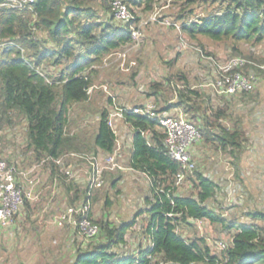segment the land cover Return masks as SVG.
Returning a JSON list of instances; mask_svg holds the SVG:
<instances>
[{"label":"trees","instance_id":"16d2710c","mask_svg":"<svg viewBox=\"0 0 264 264\" xmlns=\"http://www.w3.org/2000/svg\"><path fill=\"white\" fill-rule=\"evenodd\" d=\"M110 1L98 0L95 6L92 0H34L30 9L0 7V38L7 42L0 48V139L9 140L10 131L17 126H21L24 138L19 152L14 154L6 151L11 148L8 142L4 143L5 158L14 161L22 155L23 166L44 160L38 169L44 177L41 185L63 189L68 205L94 203L98 196V192L93 195L88 190L87 184L80 185L74 177L68 178L62 172L61 166L70 164L68 153L95 149L112 152L115 148V134L107 122L106 108L92 110L93 115L98 114V120L90 133L86 121L76 120L77 114H84L88 108L87 90L94 85L96 71L107 57L110 60L109 56L132 43L130 22L114 18ZM124 1L132 12L138 7L149 14L157 3V0ZM171 3L178 6L171 14L172 22L179 21L181 33L191 40L203 36L228 41L233 53H239V42L251 43L253 47L264 40V0H171ZM196 6H204V12L196 15ZM139 19L136 15L135 21ZM160 20L159 17L155 22ZM253 56L251 48L247 58L254 60ZM247 66L254 68L251 64ZM256 70L260 75L264 73ZM135 75L134 72L131 77ZM178 79L183 83L177 89L171 88L169 77L164 82L151 83L146 96H152L159 112L180 107L185 117L205 134L206 141L231 156L233 179L242 185L239 164L244 132L240 128L227 130L218 123L226 116L232 99L191 87L183 74ZM165 90L175 91L172 97L175 102L158 108ZM253 91L239 96H250ZM123 116L133 130L129 164L149 179L145 207L136 217L118 223L104 216L92 217L100 226L96 239L85 246L79 243L74 258L63 264H157L160 258L181 264H264V209L241 210V216L251 219L248 223L224 216L223 204L215 197L218 186L197 167L187 173L186 185L179 191L174 185V175L180 163L165 154L164 133L156 120L133 112ZM74 128L75 133H70ZM212 128L219 131L210 133ZM0 154L3 155L2 151ZM60 157L62 164L55 162ZM187 185L190 189L185 192ZM212 200L216 207L210 205ZM104 204L111 205L108 197ZM24 206L30 208L31 201L25 200ZM140 214L144 215L141 232L149 242L136 254L121 253L127 243L126 234ZM197 219H205L213 227L226 231L230 239L224 250L213 251L204 237L196 235L191 221ZM186 228L194 231L193 237L186 235Z\"/></svg>","mask_w":264,"mask_h":264},{"label":"crops","instance_id":"0c3cea01","mask_svg":"<svg viewBox=\"0 0 264 264\" xmlns=\"http://www.w3.org/2000/svg\"><path fill=\"white\" fill-rule=\"evenodd\" d=\"M105 62L106 60H104L103 66L100 67L99 70L103 68L105 69V67H113L114 69H116V63L105 64ZM204 77L205 75H203V78ZM210 77H205L204 79L207 80ZM204 79L203 83L205 81ZM261 80L262 78L260 77L254 91L252 92V98L253 100L255 99V104L254 107H252L251 111L245 112V107H242L243 105H237L233 102L234 98L239 96V94H235L232 96H228L232 99L231 107H228L229 109L227 110L226 116L218 120V123L220 125H223L227 130L240 128L244 132V151L239 164V177L243 179L241 180L242 185H240L237 180L235 181L233 179L231 156H229L228 153L223 152L220 148H216L215 143L213 144L211 141H206L205 134H202V139L199 143H196L189 148L192 158L196 163L197 169L204 176L212 179L218 186L219 191L215 197L217 201H221L223 204V215L231 219H237V221L240 223H248L251 221L249 217L240 215L241 210L252 207H261L264 209V89H262L261 87L256 89L258 85H261ZM119 83L120 82L118 81L115 83V91H112L116 96V104L118 103L117 95L123 101V104L118 103L117 105L134 106L137 105L138 101L140 103L141 101L142 103H144L147 99L150 98L155 102L152 96H146L143 97V99L138 94L139 92H137L136 90L135 91L138 95L133 96L132 94H130L133 87L132 82L129 84V86H124L123 89L119 88ZM98 89H100V92H103L106 96V98L103 99L104 104L102 108H106L108 111L107 107L109 104V113L113 107L111 106V100L108 98L106 92L103 91L102 88ZM212 95L215 94L213 93ZM248 106L249 105H247L246 107ZM97 120L98 118L96 119V121ZM85 123L86 126H88L87 129H90V132H92L93 129L87 122ZM112 123L115 130V148H117L115 152V160L121 165V167L114 169H105L103 172L104 184L101 187L94 188L92 191L94 195L95 192H98L103 188L104 185L109 183V188L106 192V195L104 196L106 199V196L110 198V192L116 191V186H123L124 191L121 195H119V198L121 199L123 205H119L117 207V209L119 210H116L117 212L112 211L109 214H107V211L105 213L102 212L103 215L106 214L109 220L118 223L121 221H128L136 217V214L141 211V208L145 207V199L149 195V179L144 172L131 167L129 164V153L133 132L132 128L125 122L124 116L115 117ZM17 128H21V126H17L16 129ZM76 130L77 128H74L71 131L75 133ZM209 130L210 133L219 131L218 128H212ZM12 132L10 133V137L18 136V143L16 142L17 148L12 149L11 145V149L6 150L9 152V154L19 152L18 148L24 140V138L21 137V131H17L20 133L18 135H14ZM4 151L5 150H2L3 155H1L6 157L7 154L4 153ZM89 153H93L97 157L99 162H103L106 154H109L110 152L95 149L93 151H89ZM14 158L15 155H13V159ZM67 158L68 163H70L71 165L75 164L77 161L71 156H67ZM79 162L81 165H79L78 167H74V171L76 174V176L74 177V181H76L80 185H85V171L88 167V164L86 162L83 163L80 160ZM116 178L118 179L115 180ZM114 180L116 182H114ZM126 182L129 185L130 192H126L127 187H125L124 185ZM185 187L186 188L184 189V191L188 192L190 189L189 185ZM178 190L181 191L182 188L179 187ZM125 193H128L126 197ZM118 194L119 192H117V196ZM67 201V195L65 194L63 189L56 188L54 185H49L46 187L42 186L40 187L39 200L31 201L30 208L22 206L19 213L15 217L14 224L10 226V228L4 229L0 226L2 234L1 237L6 238L11 247L13 246V244L17 245L18 240L20 238L26 237L27 234L31 231V234L29 235L30 237L28 239H25V243L20 247L19 245L17 247L16 253L19 252L18 254H20L24 249H26V247H28V244L30 242L33 245V251L31 253L33 254V256L28 262H24V264H63L62 260H64L65 258L67 261H70L74 258L76 247H79L80 243L78 240L76 246L73 243L75 237H77L75 228L69 224L58 226L53 222V217L61 212L66 206H68ZM110 201L111 205L107 207L113 208V206H117L115 205L116 201ZM209 202L210 205H215L214 207H216L217 203L215 201L212 200ZM95 203L97 204V200L94 203H91V214L93 215V217L97 216V212H95L94 210ZM124 212L128 215L129 218H126V220H119L123 216ZM136 220V224L131 227L126 234L127 243L126 246L121 250V253L136 254L141 247L146 246L149 242L148 238L145 237L141 232V226L144 224V215L140 214L136 218ZM257 222L259 223V221ZM191 223H193L195 230H197L195 225L200 228V224L204 226V229H211L212 232L216 234V238L218 240L229 238L226 231L219 230V227L217 226L212 228V226H210L211 224L205 219L193 220L191 221ZM57 238H60V240L63 241L62 244H60V248L63 249L62 251L53 250L54 246H52V244H55ZM82 245L85 246L86 243H83ZM211 248L214 249L215 247ZM67 253L69 255H67Z\"/></svg>","mask_w":264,"mask_h":264},{"label":"built area","instance_id":"2783aa9c","mask_svg":"<svg viewBox=\"0 0 264 264\" xmlns=\"http://www.w3.org/2000/svg\"><path fill=\"white\" fill-rule=\"evenodd\" d=\"M33 3L34 0H4L0 3V7L5 6L22 10L30 9ZM110 7L117 21L122 23L130 22L129 30L132 43L129 47L138 45L143 36V25L148 24L151 20L156 21L158 19L156 18V12L150 13L151 15L149 14L146 19H140V27V25L136 24V15L129 9L124 0H111ZM159 22L166 25V27L174 26V28H179L180 25L167 19H162ZM6 43L5 40L0 38V48ZM20 51L24 54V49L20 48ZM126 51L127 49L109 56L112 57L110 60L107 57L105 64L116 63L121 71H128L135 65V61L126 60ZM262 51V55L264 56V47ZM203 57L210 63L212 70L211 77L205 80L202 86L211 90L215 95L232 96L243 92H251L255 89L260 79L259 71L256 69L264 71V63L257 64L254 60L249 59L248 61L245 57L239 55L231 56L224 60L215 59L210 55H203ZM249 64L254 65V68L248 67L247 65ZM95 87V85L90 86L87 93L90 94ZM100 88L106 92L108 98L111 100V106H113L107 115V122L112 127L114 133L113 119L115 117H123L126 112L145 114L150 119L156 120L164 133L165 154L180 163V169L174 175V185L178 187L183 186L187 173H192L194 168H196V163L192 158L189 148L202 139V134L195 124L185 117L180 107L174 106L168 112H159L157 111L156 103L151 98L147 99L144 103L134 106L117 105L116 96L111 89L106 84H101ZM70 133L73 132L71 131ZM1 149L5 150V145L0 139ZM116 150L117 148H114L112 152L106 154L103 162H99L93 153L70 152L68 156L75 158L77 161L73 165L61 166V170L68 178L75 177L74 167L81 165L79 160L83 163L86 162L88 164L85 171L86 184L88 190L91 191L104 184L103 172L105 169L121 167L115 160ZM24 161L25 159L22 155H18V158L14 161H8L0 154V226L4 229L10 228L14 224L15 217L22 206H24L25 200H39L40 187H42L41 184L44 182V177L38 169L44 160H41L38 164L23 166ZM55 162L62 164L63 158H57ZM38 184L41 186L37 187ZM92 217L91 203L85 201L66 206L53 217V222L58 226L64 224L73 226L77 236L87 243L96 239L100 231L99 224L93 221ZM229 239L216 242V249L219 251L224 250L227 246L226 241ZM157 264L181 263L160 258L157 260ZM190 264L200 263L192 262Z\"/></svg>","mask_w":264,"mask_h":264},{"label":"rangeland","instance_id":"374dc122","mask_svg":"<svg viewBox=\"0 0 264 264\" xmlns=\"http://www.w3.org/2000/svg\"><path fill=\"white\" fill-rule=\"evenodd\" d=\"M92 3L96 6L98 5V0H92ZM177 8L178 6L172 4L171 0H157L154 12H156V18L160 17L161 20L167 19L168 21H172L174 19L171 17V14L173 13V11H176ZM194 10V13L196 15H200L204 12L205 8L204 6H196ZM133 12L135 15L139 16L140 19H146L149 16V13H143L138 7H134ZM140 19L136 22V24L140 25L141 27ZM176 23L179 24L180 22L178 21ZM198 37L199 38L195 40L189 39L186 35L181 33L180 25L179 28L177 27L175 29H172L169 26L166 28V25L160 22H155L153 20L149 21L148 24L143 25V37L140 39L138 45L134 47L127 46L124 48V50L127 49L126 60L135 61V65L125 72L121 71L118 68V64H115V67L118 70L114 69L113 67H105V69L103 68L98 72L96 71L94 85L97 88H95L90 93V100L87 104H85V107L88 108L85 109L84 114H81V112H79V114H77L76 116V120L86 121L93 130L95 129L97 124L96 119L98 118V115H93L94 113L92 110L94 109L98 111L99 109H102V106L104 104L103 99H105L106 96L103 92H100V89L98 88H100V85L104 83H106V86H108L111 91L114 92V87L116 85L115 83L117 81L120 82L119 88L121 89H123L124 86H129V84L132 82L133 87L130 94H132L133 96L139 94L143 98L146 97V92L149 90V85L151 83L156 81L164 82L167 77L171 79L170 84L173 85L171 88L177 89V86L180 87V85L183 83L178 79V77L183 74L189 80L191 87L197 88L198 90L204 89V91H206L208 90V88H203V79L205 77L207 78L211 76L212 67L206 62L207 60L203 57V55H210L211 57L218 60H224L231 56L242 55V57H245L249 61L247 56L249 55L250 49L252 48V51H254L253 57H255V63H264V61H262L264 58V56L262 55L264 40L260 43H257L253 47L251 43L239 42L237 43L239 53H233L231 48L232 46L228 41H214L207 37ZM201 52L202 55H200ZM134 72L136 73V75L134 76V78H132L131 75ZM203 75H205L204 78ZM260 77L262 78L261 85H258L256 89L260 87L264 89V73H262ZM135 90L139 93L137 94ZM167 91L169 90H165V92H163V96L159 98L158 108H163L165 107L164 105L175 102V98H172L175 96V91L173 93H167ZM252 95L253 94H251L250 96L235 97L233 102L237 105H243L242 107H245V112L251 111L252 107H254L255 104V99L253 100ZM117 97V102L119 104H123L121 98L118 95ZM170 98H172L173 100L169 101ZM139 103L140 102L138 101L137 104ZM216 104V102L213 103L214 106ZM247 105L249 106L246 107ZM107 108L109 111V104ZM17 131H22V129L17 128L13 132H10H12L14 135L20 134ZM89 132L90 129L88 130V133ZM17 139L18 136L10 137V139L6 140V142H8V145H12V149H15L17 148ZM2 141L6 143L4 140ZM124 185L125 187H127L126 192H130L127 182ZM184 185L186 184L184 183ZM108 186L109 183L104 185L103 188L98 191L97 204H94V210L95 212H97L98 217L104 216L108 218L106 214L103 215L102 212L105 213L107 211V214L112 211L117 212L116 210H119L117 209V207L119 205H123L121 199L119 198V195H121L124 191L123 186H116V191L119 192L118 196L116 191H112L109 194V200L116 201V207L113 206V208H109L104 204V196L106 195V192L109 188ZM127 195L128 193H125V197ZM97 216H94V218H98ZM126 218L129 217L124 212L123 216L119 220H126ZM195 227L197 229L195 231L196 235L198 234L199 236L204 237L205 240L207 239L206 241L211 247H215L216 242L219 241L216 238V234L212 232L211 229H204V226L202 224H200V228H198V226L196 225ZM186 229L185 232L188 230L186 235H188V237H193L194 231L191 229ZM30 234L31 231L27 234L26 237L20 238L17 245L13 244V246L11 247L7 239L1 237L2 234L0 230V264H24V262H28L33 256V254H31L33 251V245L31 242L28 244V247H26V249H24L20 254H18L19 252H16L18 245L19 247L23 245L25 243V239H28L30 237ZM77 240L81 244L86 243V241H83L79 236H77L75 237L73 242L75 246L77 244ZM62 242L63 241L60 240V238L56 239L55 244H52L51 242L52 246H54L53 250L62 251L63 249L60 248V244H62ZM212 250L219 252L216 247ZM67 255L69 254L67 253ZM64 260H62V263L67 261L66 258Z\"/></svg>","mask_w":264,"mask_h":264}]
</instances>
